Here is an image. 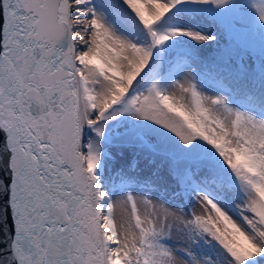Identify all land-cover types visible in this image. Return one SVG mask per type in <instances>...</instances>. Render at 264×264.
<instances>
[{
  "label": "snow or ice",
  "instance_id": "snow-or-ice-1",
  "mask_svg": "<svg viewBox=\"0 0 264 264\" xmlns=\"http://www.w3.org/2000/svg\"><path fill=\"white\" fill-rule=\"evenodd\" d=\"M0 264H264V0H0Z\"/></svg>",
  "mask_w": 264,
  "mask_h": 264
},
{
  "label": "bare ground",
  "instance_id": "bare-ground-1",
  "mask_svg": "<svg viewBox=\"0 0 264 264\" xmlns=\"http://www.w3.org/2000/svg\"><path fill=\"white\" fill-rule=\"evenodd\" d=\"M186 78H187V74L181 76L180 77V81L183 82ZM208 94H211V93H208ZM140 211H141V214H143V211H144L143 207L140 208ZM117 215L118 216L120 215V210L119 209H117Z\"/></svg>",
  "mask_w": 264,
  "mask_h": 264
},
{
  "label": "rangeland",
  "instance_id": "rangeland-1",
  "mask_svg": "<svg viewBox=\"0 0 264 264\" xmlns=\"http://www.w3.org/2000/svg\"><path fill=\"white\" fill-rule=\"evenodd\" d=\"M196 211H197V213L201 212V209L199 208V206H197Z\"/></svg>",
  "mask_w": 264,
  "mask_h": 264
}]
</instances>
